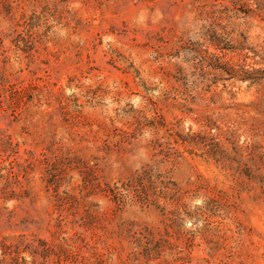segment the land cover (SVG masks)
<instances>
[{"label": "rangeland", "instance_id": "rangeland-1", "mask_svg": "<svg viewBox=\"0 0 264 264\" xmlns=\"http://www.w3.org/2000/svg\"><path fill=\"white\" fill-rule=\"evenodd\" d=\"M245 43L264 0H0V264H264Z\"/></svg>", "mask_w": 264, "mask_h": 264}, {"label": "trees", "instance_id": "trees-1", "mask_svg": "<svg viewBox=\"0 0 264 264\" xmlns=\"http://www.w3.org/2000/svg\"><path fill=\"white\" fill-rule=\"evenodd\" d=\"M209 37L213 38L216 51L220 52H233L234 47L229 43H226L225 39L218 33V31H212ZM243 65L234 66L232 69L225 71L231 80H238L242 83H248L250 85H256L264 81V54L259 55L253 48H249L246 43L242 45ZM259 59V62L255 60ZM242 60L239 62L241 63ZM251 62H254L253 64ZM256 66H261L258 68ZM239 68V70L237 69Z\"/></svg>", "mask_w": 264, "mask_h": 264}]
</instances>
